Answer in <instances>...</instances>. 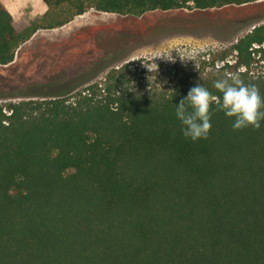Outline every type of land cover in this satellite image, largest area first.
Masks as SVG:
<instances>
[{"label": "trees", "instance_id": "obj_1", "mask_svg": "<svg viewBox=\"0 0 264 264\" xmlns=\"http://www.w3.org/2000/svg\"><path fill=\"white\" fill-rule=\"evenodd\" d=\"M43 1L30 18L0 0V66L38 30L91 9L140 16L257 0ZM233 48L229 72L264 63V23ZM129 65L79 91L0 105V264H264V121L233 130L213 108L209 137L192 141L176 105L198 83L222 98L220 77L136 90ZM247 69L264 96V76Z\"/></svg>", "mask_w": 264, "mask_h": 264}, {"label": "rangeland", "instance_id": "obj_2", "mask_svg": "<svg viewBox=\"0 0 264 264\" xmlns=\"http://www.w3.org/2000/svg\"><path fill=\"white\" fill-rule=\"evenodd\" d=\"M3 1L17 17L37 16L47 9L43 0ZM261 23L264 0L206 9H156L140 16L91 9L63 26L41 29L20 50L21 60L0 66V105L7 109L12 101L40 98L31 95L37 91L78 85L79 91L105 82L111 69L126 63L136 90L171 89L187 76L222 78L234 73L226 65L235 61L234 44ZM247 70L254 77L264 76V63ZM57 82L66 85L58 87Z\"/></svg>", "mask_w": 264, "mask_h": 264}, {"label": "clouds", "instance_id": "obj_3", "mask_svg": "<svg viewBox=\"0 0 264 264\" xmlns=\"http://www.w3.org/2000/svg\"><path fill=\"white\" fill-rule=\"evenodd\" d=\"M213 87L222 94V98L198 83L176 105L175 115L181 122L185 138L197 141L209 137L213 108L216 112L222 111L227 117L234 118L233 130L261 128V122L264 121V96L256 84H246L241 74L234 72L216 79Z\"/></svg>", "mask_w": 264, "mask_h": 264}, {"label": "crops", "instance_id": "obj_4", "mask_svg": "<svg viewBox=\"0 0 264 264\" xmlns=\"http://www.w3.org/2000/svg\"><path fill=\"white\" fill-rule=\"evenodd\" d=\"M10 10H11V11L13 12V14L15 15L14 11H13L12 9H10ZM45 11H46V10H45ZM89 11H90V10H89ZM89 11H86L85 13H87V12H89ZM42 14H43V13H42ZM42 14L37 15V16H31V15H28V17H30V18H38V17H41ZM83 14H84V13H83ZM80 15H82V14H80ZM15 17H17V16H15ZM48 29H52V28H48ZM40 30H41V29H40ZM40 30H38V31L32 36L31 39H29L27 42H25V43L20 47V49H19L18 52H17V56H16L15 60L12 62V64H9V65H13V64H15L17 61H19V60H21V59L23 58V55L20 53V52H21L20 50H22V49L24 48V46H25L28 42H30L31 40H33V39L39 34Z\"/></svg>", "mask_w": 264, "mask_h": 264}]
</instances>
